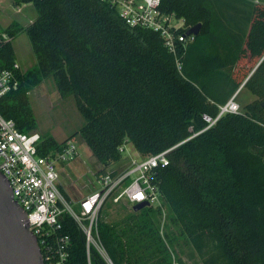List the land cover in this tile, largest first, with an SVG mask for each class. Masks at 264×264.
<instances>
[{
    "label": "trees",
    "instance_id": "16d2710c",
    "mask_svg": "<svg viewBox=\"0 0 264 264\" xmlns=\"http://www.w3.org/2000/svg\"><path fill=\"white\" fill-rule=\"evenodd\" d=\"M13 2L36 10L31 24L14 21L5 29L13 40L27 34L36 64L14 69L13 42L0 45V70H15L18 78L17 89L0 100V113L20 131H35L30 93L53 78L85 119L64 142L80 136L104 168L121 160L125 141L143 155L179 145L156 181L204 264H264V4L162 0L163 10L185 19L182 32L201 25L195 42L177 56L179 71L159 33L127 26L99 0ZM244 60L251 72L258 66L244 86L258 99L218 118L251 73L244 79L233 75ZM204 116L218 119L208 128ZM58 147L46 136L40 153ZM100 216L99 237L113 264H169L152 226L116 242ZM60 220V233L71 241L67 263L88 264L85 234L68 213ZM91 264H108L93 247Z\"/></svg>",
    "mask_w": 264,
    "mask_h": 264
},
{
    "label": "built area",
    "instance_id": "2783aa9c",
    "mask_svg": "<svg viewBox=\"0 0 264 264\" xmlns=\"http://www.w3.org/2000/svg\"><path fill=\"white\" fill-rule=\"evenodd\" d=\"M99 1L114 9L127 26L159 33L166 48L176 57L177 68L181 71L182 63L177 56L196 39V35L188 34L189 31L182 32L186 28L184 18L163 10L162 0ZM22 10V5L17 6L16 13L20 14ZM9 42H13L12 37L0 27V45ZM14 69L21 70L17 62ZM17 87L15 70H0V100ZM234 98L220 107L218 118L241 111ZM204 120L210 124L208 128L216 122L207 116ZM42 143L41 134L20 131L14 120L0 113V172L8 180L14 199L27 213L29 231L37 238L44 264H68L70 237L60 233V219L64 213H68L85 234L88 264H91L92 247L108 264H113L99 237L101 211L108 203L118 205L122 202L132 208L140 203H147L144 208H163L166 202L156 181L157 172L169 165V154L179 145L158 154L143 155L137 151L135 157L123 158L122 155L112 170H109L110 166H102L92 174L96 186L94 192L74 201L65 195L62 174L67 166L80 158L77 141L73 138L59 142L58 148H50L46 154L40 153ZM127 144L125 141L120 146L121 154L126 151Z\"/></svg>",
    "mask_w": 264,
    "mask_h": 264
},
{
    "label": "rangeland",
    "instance_id": "374dc122",
    "mask_svg": "<svg viewBox=\"0 0 264 264\" xmlns=\"http://www.w3.org/2000/svg\"><path fill=\"white\" fill-rule=\"evenodd\" d=\"M255 1L257 2V0ZM258 1L264 2V0ZM22 8V13L17 14V5L14 4L13 0H0V27L6 29L14 21L22 26H27L31 20L35 19L36 10L33 4L22 5ZM12 44L17 63L23 72L36 64V58L26 33L20 34L13 40ZM246 62L245 60L240 62L234 68L233 75L237 79H244L248 76L258 61L254 59L251 70H249ZM257 99L255 95L243 87L235 96L234 102L243 111L247 104ZM30 100L38 125L35 131L41 134L43 138L52 136L56 141L63 142L69 136L79 132L85 124V119L78 111L74 97L72 95L61 96L53 78H47L35 87L30 93ZM75 140L80 148V158L67 166L62 175L71 186L72 196L70 199L78 201L82 196L96 190L92 174L99 171L102 166L80 136H76ZM136 154L137 150L129 143L122 155L123 158H126L135 157ZM112 168H114V164L109 167V170ZM74 208H77V205H74ZM142 210L134 212L131 205L125 202L118 205L108 203L103 208L100 219L110 228L116 242L125 243L138 236L144 228L152 226L159 232L163 244L168 250L169 264H204L203 258L192 246L180 225L174 220V215L166 203H164L163 208Z\"/></svg>",
    "mask_w": 264,
    "mask_h": 264
},
{
    "label": "water",
    "instance_id": "95a60500",
    "mask_svg": "<svg viewBox=\"0 0 264 264\" xmlns=\"http://www.w3.org/2000/svg\"><path fill=\"white\" fill-rule=\"evenodd\" d=\"M201 25L189 30L188 34L199 35ZM258 67V66H257ZM257 67L239 87L233 97L246 85ZM264 107V101L261 103ZM147 203L133 207L141 211ZM0 264H44L37 238L29 231L27 213L14 199L8 180L0 172Z\"/></svg>",
    "mask_w": 264,
    "mask_h": 264
},
{
    "label": "crops",
    "instance_id": "0c3cea01",
    "mask_svg": "<svg viewBox=\"0 0 264 264\" xmlns=\"http://www.w3.org/2000/svg\"><path fill=\"white\" fill-rule=\"evenodd\" d=\"M254 2H255V3H259V4H261V3L264 4V2H261V1H258V0H257V2L254 0ZM23 5H25V4H23ZM36 17H37V13H36ZM36 17H35V19H36ZM35 19H34V20H35ZM34 20H31L29 24H31V22L34 21ZM29 24H27V25H29ZM89 150H90V149H89ZM90 152H91V151H90ZM62 185H63L64 190H65V192L67 193V195H69V197L72 196V195H71V194H72V189H70L71 186H70L65 180L62 181Z\"/></svg>",
    "mask_w": 264,
    "mask_h": 264
}]
</instances>
